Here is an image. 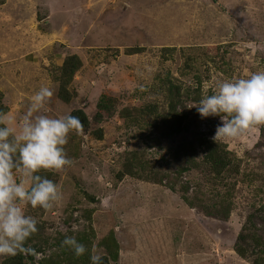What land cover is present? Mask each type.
Masks as SVG:
<instances>
[{
	"label": "rangeland",
	"instance_id": "1",
	"mask_svg": "<svg viewBox=\"0 0 264 264\" xmlns=\"http://www.w3.org/2000/svg\"><path fill=\"white\" fill-rule=\"evenodd\" d=\"M0 3V113L18 128L31 97L49 87L52 96L33 117L81 110L89 121L69 133L71 165L41 172L62 199L51 209L25 207L41 250L26 264H91L95 254L106 257L103 264H264L259 247L239 240L252 223L264 236V126L238 141L214 140L219 117L201 118L195 108L217 81L264 70V0ZM70 56L80 65L65 78ZM60 90L71 96L67 103ZM175 90L189 115L179 134L143 112L155 106L167 115ZM101 104L108 113L96 117ZM201 136L228 153L219 178L184 166L199 164ZM195 196L198 204L188 205ZM229 203L226 220L209 212V205ZM65 236L83 238L84 255L66 259L72 250L62 246Z\"/></svg>",
	"mask_w": 264,
	"mask_h": 264
},
{
	"label": "clouds",
	"instance_id": "2",
	"mask_svg": "<svg viewBox=\"0 0 264 264\" xmlns=\"http://www.w3.org/2000/svg\"><path fill=\"white\" fill-rule=\"evenodd\" d=\"M215 91L199 101L201 118L219 117L214 140L238 141L259 126H264V70L243 78L217 81ZM49 87H41L32 97L29 112L14 128V119L0 113V257L19 253L34 254L26 247L38 231L37 221L27 215L26 206L51 209L62 199L58 186L40 175L42 171L60 172L72 161L64 146L69 133L83 131L80 119L71 114L50 117L40 112L52 96ZM18 174V175H17ZM62 246L79 257L86 248L74 236H65ZM91 264H102V256L90 257Z\"/></svg>",
	"mask_w": 264,
	"mask_h": 264
},
{
	"label": "trees",
	"instance_id": "3",
	"mask_svg": "<svg viewBox=\"0 0 264 264\" xmlns=\"http://www.w3.org/2000/svg\"><path fill=\"white\" fill-rule=\"evenodd\" d=\"M79 65H80V62L77 59V57H75V56L67 57L64 60L63 66L61 68V72H62L61 76L65 77V78L72 77V75L78 69ZM167 93H168V90H167ZM170 93H172V92H170ZM174 95L179 96V91L175 90V94H171L167 98V104H168L167 115H162V114L157 113V107H155V106H147L146 108H144L143 112L147 113L149 116H151L155 122H157L158 119L163 120L162 123L171 122V127L173 128L171 132L179 134V133H183V132L187 131V128H186L187 126H185V123L187 122V118L189 117V115L186 114V107L184 106V102H182V100H181L182 97H177V98L173 99ZM59 96H60V99L64 103H67L71 98V96L66 91L64 92L62 90L59 91ZM178 106H180L182 109H184V112H180L177 108ZM106 108L107 107H105V104L99 105L98 106V113L96 114V117H100V114L102 112H107ZM70 114L73 116H76L80 119L81 123L84 126L83 129H85L89 126L88 118L83 111L76 110V111L71 112ZM186 124L189 125V122H187ZM0 127H2V126H0ZM197 141H198V147L201 150V154H202V157H201L199 164L194 165L195 163L193 164V163H191V160H189L188 163L185 162L184 166L185 167L189 166L192 169H200L201 173L203 172V170L205 168L209 177L214 175L213 179L221 177V175L226 171V168L230 163L228 153L225 151L224 147H222L221 145L217 144L216 142H214L212 140H209L207 138H203V136L198 138ZM188 150L189 149L183 150V152H185V156L188 155V153H186ZM183 170H185V169H183ZM39 174L41 175V173H39ZM43 177H46V174L43 175ZM188 190H189V187L187 188V185H184V187H182L181 193L183 194V196H185V194H188ZM227 193L228 194H226V196H229V200H230V198L232 196V192L229 190ZM188 198H186V199H188ZM196 198H197L196 196L194 198H192V200L189 201L188 205H191L194 207V203H196V202H194L193 200ZM200 203H201V201H200ZM196 204H198V203H196ZM229 204L230 205H227V207L225 206V208H223V209H222V207H219V205H216V206L209 205L210 206L209 212H211V214L217 213L218 216H223L224 219L226 220L228 218L229 210L231 209V203H229ZM198 206L201 208V210L204 209V205H198ZM253 225L254 224L252 223L251 224V226H252L251 232L252 233L248 232L246 234V230H244L239 235V240L244 241L245 244H247L249 246V248L250 247L253 248L255 246L259 247L260 251L257 254H264L263 230L260 231V232H262V235H259L255 231V228ZM244 229H246V228H244ZM38 239H39V234L36 232L26 242V247H30V248L34 249L36 253H41L40 252L41 250L38 247V244H39ZM83 240L84 239L81 237L79 239H77V241L80 242L81 244L83 243ZM243 248H244V246H242V247L240 246L237 248V253L241 254L240 256H243ZM71 257L75 258L73 255V251H72V253H70L68 255V258H66V259H70ZM116 257H117V254H116V256L115 255L113 256V260H116ZM34 258H35L34 254L19 253L16 256L5 257L2 261V264H26L27 262H33ZM102 259L104 261V260H106V257H104ZM254 262H256V260ZM85 263H87V262H85ZM256 264H258V263L256 262Z\"/></svg>",
	"mask_w": 264,
	"mask_h": 264
}]
</instances>
